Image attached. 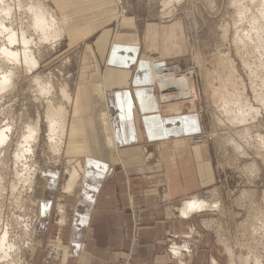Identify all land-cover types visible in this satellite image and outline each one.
I'll return each instance as SVG.
<instances>
[{
	"label": "crops",
	"instance_id": "1",
	"mask_svg": "<svg viewBox=\"0 0 264 264\" xmlns=\"http://www.w3.org/2000/svg\"><path fill=\"white\" fill-rule=\"evenodd\" d=\"M52 1L70 34L80 30L76 40L85 42L90 65L73 93L63 148L79 160L81 175L71 190L58 180L50 214L34 232L31 263L117 264L131 252L133 264H177L172 239L189 245L185 264H194L197 240L181 236L202 229L209 213L186 216L181 207L214 182L211 148L190 141L200 127L195 132L185 117L201 123L197 105L159 110L143 63L155 69L148 54L185 62L181 22L149 19L141 0Z\"/></svg>",
	"mask_w": 264,
	"mask_h": 264
},
{
	"label": "rangeland",
	"instance_id": "2",
	"mask_svg": "<svg viewBox=\"0 0 264 264\" xmlns=\"http://www.w3.org/2000/svg\"><path fill=\"white\" fill-rule=\"evenodd\" d=\"M31 1L6 0L5 3L13 7V14L2 19L4 25L19 33L20 27L26 25L24 20L29 16L26 10ZM162 1L141 0V3L151 20L181 22L185 62L181 63L174 56L147 54L156 60L175 61L183 70L190 71L194 94L190 101L180 104L169 102L161 107L157 101L156 104L160 111L197 105L201 115L198 125L200 132L208 135L205 143L211 148L215 171L214 182L202 194L192 197L216 205L199 211L209 212L203 217L202 229H191L183 236L191 237L192 232L197 240L194 264H203L206 259L209 264H264V20H259L264 0H179L169 6L164 5L167 0ZM46 4L58 16L63 35L55 41H43L38 31L28 29V38H34L32 50L39 64L26 71L25 67L19 68L8 61V65L19 68L18 76L14 84L0 94V134L5 131L7 135L5 142H0V237L8 231V240L15 243L9 249L11 257L21 264H32L28 252L36 247L34 232L42 216L39 200L46 202L48 198L52 203V193L58 182L49 189V177L43 173L58 172L61 179L57 186L62 189L72 168H79V160L68 157L64 149L59 157H53L47 140L45 102L63 103L58 91L60 86H65L73 95L79 80L85 76L84 65L86 62L90 65L89 58L88 61L85 58V42L76 40L80 30L70 34L68 27L63 25L61 13L53 8V1L47 0ZM121 14L122 11L118 16ZM256 16L257 31L253 32L252 20ZM241 32L247 35L241 40L245 43L235 37ZM2 42L12 49L21 48V43L10 45L4 36L0 37V44ZM71 106H67L69 111ZM38 118V136L30 143V150L17 158L15 142ZM66 138L67 135L63 145H66ZM47 211L50 214L49 209ZM175 245L171 251L177 264H185L187 253L183 250L187 249L190 257L189 245ZM0 262L11 264L8 263L10 258L0 259Z\"/></svg>",
	"mask_w": 264,
	"mask_h": 264
},
{
	"label": "bare ground",
	"instance_id": "3",
	"mask_svg": "<svg viewBox=\"0 0 264 264\" xmlns=\"http://www.w3.org/2000/svg\"><path fill=\"white\" fill-rule=\"evenodd\" d=\"M5 1L6 0H1L2 5L0 6V10H1V12H0V35L6 37L10 45H12L14 43L15 44L16 43H18V44L21 43V48L12 49L11 47H8L6 43L3 44V42H2L0 44V64L2 63V65H0V94L5 92L7 89H9L10 86L12 85V83L14 84V81H15L14 78H16V76H18L17 75V70L19 68L25 67L26 71H28V70L30 71L31 69H33L36 66V64H39L38 63L39 60L36 59V57H35V55L33 53V50H32V46L35 43L34 40H33L34 38H28V35H27L28 29H33L34 31H38L40 33L41 39H43V41H45V40H47V41H55V40L59 39L64 33L63 32V28L60 25V21L57 18L55 12L52 9H50L49 6H47V4H46L47 0H36V1L32 0L30 3H28L27 10H26V11H28V14H29L28 19H27V21L24 20V23L26 25L24 24L25 25L24 28L20 27V30H19V33H18L14 28H12L10 26H6L3 23L2 19H5V18H7L9 16H12V14H13V11H12L13 7L10 6L8 3H5ZM173 1H174V3L176 1H177V3H179V0H167L166 2L164 1L165 2L164 5L165 6H169V5H171V3H173ZM251 1L253 2V0H251ZM259 3H261V2H259ZM17 7L18 8L21 7V3L19 1L17 3ZM167 14H168V12H167ZM245 15H246V13L243 12L242 16H245ZM261 19L264 20V9L261 10V13H260V16H259V20H261ZM252 21H253L252 22V24H253L252 25V31L256 32L257 31V27L256 26H257V23H258L257 16L254 17ZM247 30H249V29H247ZM249 31L252 32L251 29ZM244 34H245V32H244ZM244 34L242 32L241 33H236L235 37L237 38V40L241 41L244 38H247V37H245L247 35H244ZM247 34H248V31H247ZM248 41H251V40L248 39ZM241 42H244V41H241ZM241 42H239V43H241ZM241 44H243V43H241ZM8 61L18 65L19 68H14V67L8 65V63H9ZM150 62H151V60H150ZM150 62H148V60H143V63L145 64L144 65L145 66L144 71L147 72V76L150 74V72H152L151 81H152V83H153V85L155 87H161V88L166 89L168 87H174L175 86L176 88L179 89V92H180L179 95L180 96L184 97L185 95L188 94V91H187V88H186L187 84L185 83V78L184 77L177 78L176 75L173 74V73L164 72V71L158 70V69L157 70L156 69H152V67L150 65ZM35 79H37V78H35ZM149 79H150V77H149ZM49 86L50 85H49V82H48L46 84V87L49 89ZM58 91L60 93V99H61V101H63V103L62 102L59 103V102H54V101L48 100V101L45 102V109H44L45 110V121L47 123V132H48L47 133V140L49 141V147L51 149L53 157H56V158L59 157L62 154V152H63L64 139H65V137L67 135L68 117H69V114H70V111H69L67 106L69 104L72 105L73 102H74L73 95L71 94L70 90H68L65 86H60ZM241 111H239V113ZM254 111L257 112V110H254ZM239 113L237 112V115L240 116ZM232 119H234V118H232ZM235 119H236V117H235ZM238 120H239V117H238ZM39 131H40L39 130V118L37 119V121L34 124H29L26 127V130L22 131V134H20V137H19L20 138L19 141L17 140L18 142L17 143L15 142V144H16L15 147H16V151H17V155H16L17 158L23 157L25 155L24 152H28V150H30V147H29L30 143L34 139H36V137L38 136ZM240 134H242V133H240ZM260 137H261V135L259 136V138ZM6 138H7V135L5 134V131L1 132V134H0V142H3ZM256 138H258V137H256ZM231 139H232V137H230L228 139L229 142H231ZM262 141L264 142V138L263 137H262ZM228 144H230V143H228ZM233 144H236V143H234V141H233ZM237 144H238V142H237ZM57 162L58 161H54V163H57ZM77 162L75 163L76 165L78 164ZM53 166L56 167V165H53ZM77 168L73 167L72 170L70 171V173H69L70 177L67 178L68 181H67V184L65 185L66 186V188H65L66 190H71L72 187H73L74 182L78 179L79 174L81 173L80 172L81 170H80V168H78L79 170ZM0 179H1V176H0ZM42 192H43V190H42ZM41 196L44 197L43 195H41ZM44 199H46V198H44ZM46 202H49L48 198L46 199ZM183 202H182V204H183ZM193 203L196 204V207H194L191 210H189L188 206L190 204H193ZM215 205H216V203L211 204V203H208V201L199 199L197 197H192L191 199H187L184 202L183 207H181L182 208V214L187 216V215L191 214L192 212H195V211L199 212V211H201V210H203L205 208L213 207ZM186 216H184V217H186ZM14 244L12 243V241L10 242L8 240V231H4V233L1 234V237H0V259H3V260L6 259L7 260V259L10 258L11 262H8V263H11V264L20 263L21 264V261L16 263V261L13 259V257H11L9 249H12ZM180 248H182V246ZM173 249L175 250V248H173ZM189 254H190V252H189ZM14 256H15V254H14ZM0 264H1V262H0Z\"/></svg>",
	"mask_w": 264,
	"mask_h": 264
},
{
	"label": "built area",
	"instance_id": "4",
	"mask_svg": "<svg viewBox=\"0 0 264 264\" xmlns=\"http://www.w3.org/2000/svg\"><path fill=\"white\" fill-rule=\"evenodd\" d=\"M155 69L156 70L157 69L162 70V71L168 72V73H173L176 75L177 78L184 77L185 83L187 84L186 88L188 91V94L183 97V96L179 95V93H180L179 89L176 88L175 86L174 87H168L166 89L161 88V87H155L154 88L155 98L159 104V107H161V104H163V103H169V102L174 103L175 102L176 104H178V103L180 104V102H184V101L187 102L193 98L194 92H193L192 86H190V84H191L190 71L183 70L179 66V64L176 63L175 61H167V60H163V59L156 61ZM207 139H208V135L206 133L199 132L197 134H193L190 141L193 145H198V144L205 143V141ZM199 213H194L192 215H200L202 213H209V212H202L200 214ZM190 235H192V234L190 233ZM181 238L184 240H188V239H191L192 236L187 237V236L182 235ZM176 243L179 245H182L183 241L177 242L175 240L170 239L169 243H168V250L172 256H173V254H172L171 250H172L173 246L174 247L176 246L175 245ZM183 251H185L187 253L186 257H188V251H186V250H183ZM132 259H133V254L130 252L125 258L121 259L117 264H133Z\"/></svg>",
	"mask_w": 264,
	"mask_h": 264
},
{
	"label": "snow or ice",
	"instance_id": "5",
	"mask_svg": "<svg viewBox=\"0 0 264 264\" xmlns=\"http://www.w3.org/2000/svg\"><path fill=\"white\" fill-rule=\"evenodd\" d=\"M139 95V94H138ZM185 120H192V124H191V128L195 131V132H199V125L198 122L195 120L194 117H185ZM154 130H159L161 132H164L165 130L163 129V125L162 124H157L156 128ZM189 134V133H186ZM91 163V162H89ZM102 167V166H101ZM44 175L49 177V186H55V183L59 180V173L55 172V171H46L45 173H43ZM51 207L50 202H42L41 204V214H45V212ZM189 210H191L192 208L196 207V204H190L189 206Z\"/></svg>",
	"mask_w": 264,
	"mask_h": 264
}]
</instances>
